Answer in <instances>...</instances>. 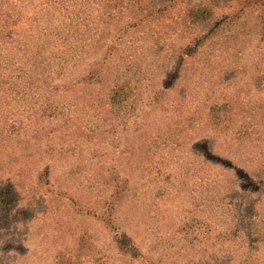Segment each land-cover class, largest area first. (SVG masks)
Masks as SVG:
<instances>
[{"label": "rangeland", "instance_id": "obj_1", "mask_svg": "<svg viewBox=\"0 0 264 264\" xmlns=\"http://www.w3.org/2000/svg\"><path fill=\"white\" fill-rule=\"evenodd\" d=\"M24 1L0 7L23 49L0 56V264H264V190H243L264 184L262 6L242 14L240 0H208L211 21L186 36L160 26L148 42L100 24L88 26L104 35L37 36L32 20L58 6ZM174 1L175 17L191 4ZM51 22L52 34L75 26ZM191 45L176 72L170 50ZM218 191L234 213L212 210Z\"/></svg>", "mask_w": 264, "mask_h": 264}, {"label": "trees", "instance_id": "obj_2", "mask_svg": "<svg viewBox=\"0 0 264 264\" xmlns=\"http://www.w3.org/2000/svg\"><path fill=\"white\" fill-rule=\"evenodd\" d=\"M11 1L16 0H0V7L3 5L8 7ZM20 2L24 3L25 1L20 0ZM51 2L58 6L52 8L55 11L54 14L47 16L44 23H41V20H32V28H37L35 33L37 36L45 35L50 37L52 35L53 37H59L62 34H56V32L60 30L67 33H70V30L75 32L72 33V35L76 34L78 31V35L81 37L92 36L93 32L98 31L97 29H90L88 24H100L99 26H103L105 28L104 34H107L105 36L117 31L118 37L116 36V38L123 41L126 37V34L134 30L135 32H141L142 36H145L142 38L149 42L150 40L160 39L159 34H161L162 29L160 26L173 25L178 28L179 36H186L190 30L208 23L214 18L215 15L214 8L208 4V0H191V4L187 5L183 11V14L181 13L178 17L172 16V11H177L184 1L168 0L165 3L159 4H157L155 0H51ZM19 5L20 6L17 9L21 8L20 3ZM258 5L262 6L261 19L264 21V0H240L238 8H240L239 10L243 14V12L246 10L257 7ZM238 12L239 11H237L232 16L224 17L221 19V22L216 23L214 27L220 31L222 26L226 27L229 25V21H227L226 18L234 19V17H236L237 19L240 17ZM4 14L5 11L0 10V56L4 49L9 51H17L19 53L23 51L22 48L12 43L14 33L9 32L11 30L9 25H12V19L14 18V15L8 14L5 16ZM129 14H131V17L127 18ZM90 19L93 22H91ZM52 20L53 23L58 25L56 27H62L64 24H73L75 26L72 29L71 27L68 29L59 28L52 34V32L47 28L48 24L52 23ZM142 28H144V30ZM83 30L88 32H80ZM99 34L104 35L102 33ZM204 38L206 39L207 36ZM158 41H156V44H158ZM54 42L55 41L53 38H47V43L41 44V47H37L36 51L41 54H45L48 46H52ZM191 46L192 47L185 46L179 52L177 51L176 47H172L170 50L172 53L169 55V60H173H171L169 64H174L173 69L175 68V70H177L176 72H179L183 69L185 60L191 55V52L194 51V45ZM34 48L33 50H35ZM47 66L49 67V65ZM135 77L137 76L135 75ZM134 82L135 81L131 77L130 73L126 74L124 78H120V80L117 82L116 89L114 90L113 96L111 98V101L116 108L121 106L124 101L130 98L129 92L131 93L132 83L134 84ZM210 112L220 114L221 116L220 111L217 109L212 108ZM212 155L217 156V158L223 162H227V159L225 160V158L221 157L220 155ZM240 172H243V170L240 169ZM115 181L116 190L112 196L114 201L120 198L122 192L121 184L118 182V179L116 178ZM259 185L245 186L243 190L249 193H251L253 189L261 190V187L264 190V184H261L260 186ZM9 197L10 193L6 192L2 194L0 199V202L6 209L9 204ZM209 201L213 206L212 210H217L214 212L223 211L224 213H234L229 203L227 208L222 210L221 206L223 207L225 205L226 199L221 191H218L215 195H211ZM112 213L113 206H109L107 215L108 218L109 216L112 218ZM120 241L123 246V250H127L128 252L129 249L137 250L135 245H132V243H127V241L125 243L122 241V239ZM257 243H260V241ZM128 244L132 246L129 247Z\"/></svg>", "mask_w": 264, "mask_h": 264}]
</instances>
